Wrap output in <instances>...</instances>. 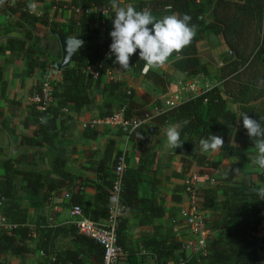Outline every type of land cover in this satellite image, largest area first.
<instances>
[{"label":"trees","instance_id":"obj_1","mask_svg":"<svg viewBox=\"0 0 264 264\" xmlns=\"http://www.w3.org/2000/svg\"><path fill=\"white\" fill-rule=\"evenodd\" d=\"M11 1L3 0L1 5L17 18L18 23L27 24L28 27L40 24L57 38L81 39L82 45L72 55L69 66L61 70V80L52 86L53 105L41 112V104H30L34 130L31 136L19 137V145L34 151L45 150L39 154L44 157L45 171H19L17 167L20 164L35 165V159L25 155L2 160L0 163L2 170L0 214L10 226L0 228V264H4L5 258L9 256L21 262L25 261L35 252L40 253L42 257L38 264H102L103 248L100 244L80 235L74 223L48 226L44 217H38L36 222H32L28 208L24 207V200L31 194L48 202L51 197L61 199L65 194V198L68 196L65 204L67 209L79 207L84 217L98 225H105L113 201L112 187L116 180L114 170L121 154H114V143L110 142L105 146L102 157L97 161L93 159L88 161L85 168L95 175V180L74 176L66 170L67 160L58 156L60 135L67 131L66 124L72 121L73 115L80 113L89 105H96L99 110V116L95 120L107 119L122 112L125 120L137 121L151 114L143 105L133 101L132 90L125 82L117 79H110L102 86L105 102L101 105L96 104L95 87L105 76L115 78V67H119L114 63L115 56L110 53L112 40L109 33L113 30L112 20L115 15L110 0H72L67 3L47 0L48 4L43 6L39 18L30 12V0H15L12 6ZM212 1L122 0V5L130 3L137 10L148 8L158 19L173 13L181 16L188 14L192 17L190 24L196 25L195 38L182 52L174 53L170 57L171 68L192 78L207 74L206 66L201 64L198 58L197 43L206 31L212 29V25H205L203 20V15ZM51 9L55 10L52 20L48 13ZM75 9H79V12H75ZM60 10L68 13L66 23L57 19L56 13ZM86 10L89 11L88 14L85 13ZM263 40L255 53L245 62H228L221 69V73L227 69V73L222 74L223 78L233 75L232 80L239 85L237 90L244 96H249L245 100L246 104L248 101L257 103L256 106L241 107L240 113L246 112L253 119L261 120L262 124H264ZM26 45V42L10 39L5 47L16 46L18 49H26ZM24 53L29 60L28 76H31L35 69H39L42 77L48 67L47 64L33 60L32 51L27 50ZM142 62L138 51L130 58V65L136 64L138 71L143 68ZM91 71L98 73L96 79L91 75ZM245 76L246 81H242ZM147 77L161 83V79L151 72ZM2 81L0 77V89ZM40 85L41 80L36 86L37 93L40 92ZM257 85L260 90L256 89ZM240 113L229 111L220 91L212 88L173 109L165 110L159 115H151L148 122L132 132L127 128L117 129L120 135L129 139L139 137L137 134L142 135L139 150L144 152L147 150L143 146L154 141L163 126L170 122L178 124L187 120V125L181 129L183 146L175 149L180 156L182 174L188 175V178L191 171L196 170L194 173L198 175L199 181L208 182L219 169L221 162L220 158L208 157L207 154L211 151L201 150L202 138H207L210 134L221 136L224 140V146L219 150L221 152H230L235 148L256 150L253 140L243 127ZM41 118H46V122H41ZM97 136L96 127L91 128L90 124L82 132V139L85 142H94ZM89 152L90 158H94L97 150L90 148ZM149 173L153 171L151 169L146 171L144 162H140L134 169L124 168L122 173L120 205L124 207V214L131 215L137 222L136 227L139 229L135 240H132L129 220L124 217L118 219L116 244L126 255L129 264L145 262L146 256L155 264H264V236H259L260 231L264 230V218L261 217L264 200H260L253 191L254 188L264 185V170L258 175V184L252 181L236 183L229 172L223 179L224 183H228L225 189L221 190L219 185H215L198 193L197 210L212 236L204 254L189 253L190 256L184 255L181 242L175 237L167 239L163 235V227L154 224V221L164 216L165 209L154 194L149 197L141 195V188ZM90 189L94 190L91 196L86 192ZM184 190L185 184L173 189L177 195L173 197L174 202L179 203L181 195H187ZM205 216L207 218H204ZM31 242L35 244L34 249L29 246ZM66 244L71 248H66ZM137 259L141 261L137 263Z\"/></svg>","mask_w":264,"mask_h":264},{"label":"crops","instance_id":"obj_2","mask_svg":"<svg viewBox=\"0 0 264 264\" xmlns=\"http://www.w3.org/2000/svg\"><path fill=\"white\" fill-rule=\"evenodd\" d=\"M54 1L67 3L72 0ZM14 2L15 0L11 1V6ZM47 4V0H30V12L39 18L43 12V6ZM261 5L262 0H213L212 4L207 7L203 20L205 25H212V29L206 31L203 38L197 43L198 58L201 64L206 66V75L188 78L184 73L171 68V58L163 67L154 68L147 72V74L151 72L158 76L161 83L153 81L144 73V60L141 63L143 66L141 71L136 70V64H131L127 70L115 67V78L105 76L101 79L100 84L95 87L96 104L101 105L105 102L102 86L110 79H117L126 83L133 92V101L138 105H143L151 115L156 114L157 111L165 110L166 100L182 92V90L184 93H181V100L178 105L196 97L203 91L217 88L227 103V109L233 113L239 114L240 108L243 106H256L257 103L254 101H248V105L246 104L245 100L249 96H244L237 90L239 85L232 80L233 75L223 78L222 74H226L227 69H224L223 73H221V69L228 62H245L262 43L264 21L261 18ZM31 6H35V10H31ZM54 12V9L48 11L51 20ZM61 13L60 17L59 13H56L57 19L66 23L68 13L64 12V15ZM18 22L17 18L0 4V77L3 80L0 89V163L2 160L15 159L25 155L29 156L30 159H35V165L20 164L17 167L19 171L44 172L45 160L39 154L40 152L44 153L45 150L34 151L19 145V137L21 135L31 136L34 130L32 126L34 122L33 111L29 106L33 103L32 98L37 93L36 86L42 78L39 69H35L33 74L28 76L27 65L29 60L24 52L32 51L33 60L45 62L49 66L59 64L61 47L58 38L50 33L47 28L40 24L28 27L27 24ZM10 39L26 42V49H18L16 46L6 48L5 46ZM5 48L6 50H4ZM246 79L245 76L242 81H246ZM192 85L196 87V94L187 92L188 87ZM258 85L256 89L260 90V85ZM12 103H17V105ZM98 113L99 110L96 105H89L80 113L74 114L72 121L66 124L68 129L62 136L60 135L58 141V148H60L58 156L65 158L68 162L66 170L74 176H84L95 180V175L85 170L88 161L99 160L105 146L113 142L114 154L125 155V168L134 169L140 162H144L145 170L151 169L153 171L147 176L148 179L146 178L141 188V195L149 197L154 194L165 209L164 216L154 221V224L163 227L164 237L169 240L175 237L183 245L193 243L195 238L190 234L185 224V218L181 215L182 210H189L190 198L183 194L179 203L174 202L173 197L176 194L173 189L182 187L188 178L195 174L196 170H192L188 178V175H183L179 154L176 153L175 149L167 147L166 132L173 123L170 122L163 126L154 141L143 146L147 151L141 152L139 150L141 145L139 137L129 139L127 136L120 135L117 127L111 128L103 124L96 126L98 132L96 141H83L82 132L89 127L90 122L97 119ZM90 148L97 150L94 158H90ZM256 151L253 148H235L230 152H209L208 157L211 159L220 158L221 164L208 182H199L197 195L200 191L215 185H219L221 190L225 189L228 183H224L223 179L229 172L232 173L233 181L236 183L252 181L258 184L257 178L261 169L252 163ZM0 175H2L1 169ZM86 192L90 196L94 194V190L91 189ZM219 198L221 199V197ZM66 200L65 194L61 199L51 197L48 202L29 194L25 197L24 207L28 208L32 222H36L38 217H44L46 225L58 226L73 223L70 209L65 207ZM43 203L46 206L45 210L44 208L41 209ZM47 209H49L48 212ZM122 217L129 220L132 240H135L139 230L136 227L137 222L129 214H123ZM262 217L264 218V211ZM259 236H264V230L260 231ZM29 246L34 249L35 244L31 242ZM66 248H71V246L66 244ZM184 255L190 256L189 252H185ZM177 256L181 257L179 254ZM146 257L148 264H155L148 256ZM41 259V254L35 252L22 262L17 258L6 257L4 264H38ZM138 261L141 260L137 259V263Z\"/></svg>","mask_w":264,"mask_h":264},{"label":"clouds","instance_id":"obj_3","mask_svg":"<svg viewBox=\"0 0 264 264\" xmlns=\"http://www.w3.org/2000/svg\"><path fill=\"white\" fill-rule=\"evenodd\" d=\"M3 0H0V4ZM115 13L112 20L113 30L109 33L112 43L110 53L115 56L114 63L119 68L127 70L130 58L137 53L145 61L144 73L154 68L163 67L174 53H180L188 47L196 36V25L190 24L192 17L177 13L162 18L154 16L150 9L137 10L132 4L122 5V0H110ZM242 124L247 135L255 144L256 155L252 163L264 170V124L261 120L250 117L246 112L240 113ZM46 122V118H41ZM188 121L173 124L167 128V147L177 149L183 146L181 129ZM140 139L143 136L137 134ZM224 146V140L219 135L210 134L200 140L203 152H218ZM253 191L260 200H264V186Z\"/></svg>","mask_w":264,"mask_h":264},{"label":"built area","instance_id":"obj_4","mask_svg":"<svg viewBox=\"0 0 264 264\" xmlns=\"http://www.w3.org/2000/svg\"><path fill=\"white\" fill-rule=\"evenodd\" d=\"M31 10H35V6H31ZM75 12H79V9H75ZM88 10L85 11L88 14ZM261 18L264 21V0L261 5ZM91 75L94 79L98 77V73L91 71ZM61 80V70L57 66L49 65L44 75L41 78L40 92L36 93L32 101L33 103L41 104V112H44L53 105V98L51 97L52 86ZM184 93V90H182ZM175 94L168 98L165 102V110L173 109L178 105L181 100V93ZM188 93L196 94V87L192 85L188 87ZM198 96V95H197ZM165 110L157 111L154 115H159ZM151 119V115H145L143 120H125L123 113L114 114L112 117L103 120H94L90 123V127H96L103 124L111 128H127L130 132L134 131L141 125L145 124ZM125 168V155L121 154L118 159V165L115 168L116 180L112 187L113 201L109 208L108 220L105 225L101 226L90 219L82 215L79 207H73L70 209V216L73 219V223L76 226L77 232L80 235L88 237L103 248V263L102 264H128L127 257L123 251L116 244V231L118 227V219L124 214V207L120 205V191L122 187V173ZM199 177L197 174H193L185 182L184 192L190 198L191 204L189 210H182L181 215L185 218V224L190 234L195 238L193 243L184 244L182 250L192 254H204L207 250V245L211 239L210 231L205 227L203 217L197 210V185L199 184ZM68 196L66 195V198ZM264 203L261 212L263 216ZM263 218V217H262ZM10 227L6 224V220L0 214V228Z\"/></svg>","mask_w":264,"mask_h":264},{"label":"water","instance_id":"obj_5","mask_svg":"<svg viewBox=\"0 0 264 264\" xmlns=\"http://www.w3.org/2000/svg\"><path fill=\"white\" fill-rule=\"evenodd\" d=\"M58 40L61 47V60L57 65V68L59 70H63L69 66L71 57L76 52V50L82 45V40L67 37H59Z\"/></svg>","mask_w":264,"mask_h":264},{"label":"rangeland","instance_id":"obj_6","mask_svg":"<svg viewBox=\"0 0 264 264\" xmlns=\"http://www.w3.org/2000/svg\"><path fill=\"white\" fill-rule=\"evenodd\" d=\"M58 15H59V17H60V13H61V10L60 11H58ZM62 15H64V11L61 13ZM61 18H62V16H61ZM263 36V38H264V34L262 35ZM35 206V205H34ZM42 208H44V210L46 209V206H45V203H43V206H41V209ZM37 210V209H36ZM48 210L49 209H47V212H48ZM149 262H148V260H146L145 262H141L140 264H148Z\"/></svg>","mask_w":264,"mask_h":264}]
</instances>
